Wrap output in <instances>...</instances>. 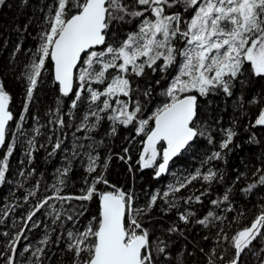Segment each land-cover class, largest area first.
<instances>
[{
	"label": "snow or ice",
	"instance_id": "1",
	"mask_svg": "<svg viewBox=\"0 0 264 264\" xmlns=\"http://www.w3.org/2000/svg\"><path fill=\"white\" fill-rule=\"evenodd\" d=\"M4 8L0 264H264V0Z\"/></svg>",
	"mask_w": 264,
	"mask_h": 264
},
{
	"label": "trees",
	"instance_id": "2",
	"mask_svg": "<svg viewBox=\"0 0 264 264\" xmlns=\"http://www.w3.org/2000/svg\"><path fill=\"white\" fill-rule=\"evenodd\" d=\"M16 16H17V11L15 8L12 9H8V8H4V9H0V44H2V42L4 41L5 38H11V40H15L16 39V34L15 32L11 31L10 29L14 26V24L16 23H20L23 24L24 22H26V18L21 16L19 20H16ZM25 45L30 47L32 45V41L29 38L28 40L25 41ZM6 53H0V59H4L6 58ZM9 88L11 89L12 93H13V97H14V113H18L21 109V100H20V95L22 93V89L18 86L17 83L13 82V81H9ZM227 119V118H226ZM121 135H126L125 132H121ZM122 141L120 140V138H116L115 144H116V151L120 150V145H121ZM258 149H257V153H258ZM43 153H41L38 157L37 163H36V167L38 169V171H45L46 173V179H50V177L47 176L48 172H51L54 169V166H58L57 162H53L52 164H46L45 161L43 160ZM248 155V153L246 151H241L239 153L240 157L246 156ZM16 158H13V162H12V166L13 168L16 167ZM231 164H238L239 163V159L237 157H233V159L230 161ZM115 164V162H114ZM124 169L122 166H120V164H115L114 170H113V176L115 177L117 175V173H123ZM146 171H150V170H146ZM150 178L148 176H144L142 180H138L137 181V190H139L140 186L143 185L144 187H148V184L146 183V181H148ZM169 179H171V177H169ZM120 181L121 183H124V176L121 175L120 176ZM155 183V182H152ZM0 194H3L2 192H0Z\"/></svg>",
	"mask_w": 264,
	"mask_h": 264
}]
</instances>
